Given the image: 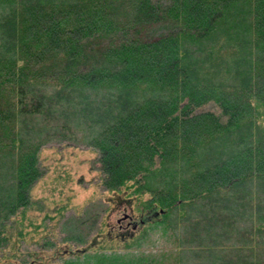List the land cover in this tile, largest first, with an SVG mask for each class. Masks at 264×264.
<instances>
[{"label": "trees", "instance_id": "trees-1", "mask_svg": "<svg viewBox=\"0 0 264 264\" xmlns=\"http://www.w3.org/2000/svg\"><path fill=\"white\" fill-rule=\"evenodd\" d=\"M50 140L113 185L158 174L141 222L206 198L210 264H264V0H0L6 215Z\"/></svg>", "mask_w": 264, "mask_h": 264}, {"label": "rangeland", "instance_id": "rangeland-1", "mask_svg": "<svg viewBox=\"0 0 264 264\" xmlns=\"http://www.w3.org/2000/svg\"><path fill=\"white\" fill-rule=\"evenodd\" d=\"M206 107L216 108L213 103ZM40 157L27 201H18L12 216L0 205V264L211 263V250L218 247L210 244L221 238L209 235L208 229L220 223L206 221V198L141 222L158 196L145 186H155L158 174L141 180L137 190L113 185L98 149L81 141H47ZM2 171L0 166V196L9 185Z\"/></svg>", "mask_w": 264, "mask_h": 264}]
</instances>
